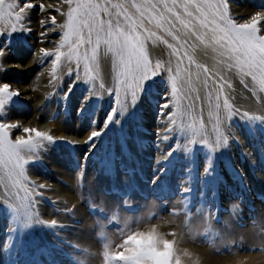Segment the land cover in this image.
<instances>
[{
	"label": "rangeland",
	"instance_id": "1",
	"mask_svg": "<svg viewBox=\"0 0 264 264\" xmlns=\"http://www.w3.org/2000/svg\"><path fill=\"white\" fill-rule=\"evenodd\" d=\"M52 1L58 5L52 14L63 15L57 22L52 16L50 27L59 28L69 15L67 3L76 0ZM141 1L96 0L110 13L101 11V19H114L113 26H125L113 3L142 20L143 29L136 30L144 37L146 83L120 89L123 77L104 45L84 77L83 63L67 56L57 60L58 50L68 51L59 44L22 83L48 67L45 80L55 78L51 91L41 86L48 95L39 110L47 117H37L34 128L25 132L19 120H32L31 104L39 98L24 105L26 117H16L6 104L17 95L4 102L0 92V133L13 143L32 139L18 146L14 170L0 165V264H86V257L93 264H185L181 258L189 260L192 248L197 255L188 264H236L240 255L247 258L241 264H264V90L214 42L217 26L241 30L264 6L246 15L239 14L244 0H210L213 23L206 27L195 6L188 4L192 15L179 6L187 0L175 6L174 0ZM13 3L26 7L23 0ZM138 6L156 11L157 18L142 17ZM43 8L25 9L37 14ZM260 24L258 39L264 38ZM28 32L25 37L32 36ZM57 32L63 37L65 30ZM8 33L0 32V60L2 51L22 41L20 33ZM36 49L16 64H27ZM212 52L228 72L219 70ZM8 77H0V87L12 81ZM31 129L55 138L36 137ZM201 216L202 226L194 225ZM160 226L169 228L161 234L168 238L155 243L158 236L152 235Z\"/></svg>",
	"mask_w": 264,
	"mask_h": 264
},
{
	"label": "snow or ice",
	"instance_id": "2",
	"mask_svg": "<svg viewBox=\"0 0 264 264\" xmlns=\"http://www.w3.org/2000/svg\"><path fill=\"white\" fill-rule=\"evenodd\" d=\"M177 3H179V0H174V6ZM189 3L200 12L203 18L201 22L206 27L213 23L208 18L209 10L214 9V5L210 0H206L204 3H197V0H187L185 4L179 5L184 8L186 14L192 15L188 11ZM112 7L117 9V16H123L125 26H121L119 22L113 26L112 20L101 19V11H104L105 15H110V13L107 8H103L96 0H77L76 7L69 13V20L65 25L66 31L62 33L63 39L59 45V49L66 47L68 51L64 53L58 50L55 55L57 60L61 56H67L70 61L74 59L77 64L83 63L85 75H88L90 62L96 61L99 49L101 45H104L105 52L112 54L116 66L120 69L119 76L123 77L122 80H118L120 89L123 88L125 91H129L134 89L141 79L144 83L147 82L145 74L148 72L149 64L144 49V37L136 30L137 27L143 29V23L142 20L138 22L121 5L113 3ZM138 11L142 17L149 15L150 19L157 18L156 11L151 10V8L146 10L138 6ZM158 19L162 27L163 17ZM261 20H264V16L257 13L251 18L250 22L240 26L241 30L229 25L217 26V35L214 37V42L225 49L235 63L245 70V74L252 75L253 79L261 85V90H264V38L258 39L257 37L258 25ZM144 31L147 30L144 29ZM85 33H87V36H85ZM85 45L88 47L85 48ZM179 81V76L173 78V95L178 91ZM0 92L4 95V102H8L9 94L18 95V93L11 92L9 85L0 87ZM136 102L137 100L133 99V104ZM164 107H169V105L165 104ZM114 115L115 111H111L105 121L111 122ZM28 131L30 129L25 128V132ZM31 131L35 132L36 137L53 139L47 131L35 129H31ZM99 134L94 133L93 137ZM31 143V138L20 139L13 143L9 140L6 132L0 133V165L10 171L14 170L17 164L18 146Z\"/></svg>",
	"mask_w": 264,
	"mask_h": 264
},
{
	"label": "bare ground",
	"instance_id": "3",
	"mask_svg": "<svg viewBox=\"0 0 264 264\" xmlns=\"http://www.w3.org/2000/svg\"><path fill=\"white\" fill-rule=\"evenodd\" d=\"M23 1H24V3L22 5L26 6L25 8H28L29 5L31 6V9H33V8L41 9L43 6H44V8H43V10L41 12L39 11L40 13L35 14L33 12V10H26L25 8L24 9H21V8L16 9L15 8V4L13 3V0H5V1L0 2V18H1L0 20H1V23H3V25L0 26V32L7 33V34H9L8 32H18L22 36V41L18 40V45L17 46L15 44V45H13V47H9L10 51L9 50L2 51L3 55H2L1 60H0V77L10 76V77L7 78V80L11 79L12 81L13 80L14 81L13 82L11 81L10 83H6V85H9V87H11L14 92L18 93V95H17L18 98H14L13 100H10L6 104V107L9 110L8 114L12 115V116H16V117H23V116L26 117L28 112L26 110H24V108H25L24 105L25 104L27 105V102H30V99L39 98V100L37 102L34 101L31 104V106L34 105V107H35V109L33 110V114H32V117H33L32 120L30 122L29 121L26 122L25 120H19L20 122H22L21 125L25 126V127H22V129L27 128V127L34 128L36 126V121H37L36 118L37 117H38V119L39 118L40 119L45 118V116L47 117V115L45 114V110H42V111L39 110V108L43 105L42 103H43L44 97L48 95L47 91L46 90L43 91L41 86L43 84H46L47 88L51 91L52 86H53V81H54L55 78H53L51 76V79L49 81L45 80L46 74H45L44 70L45 69H49V67H48V68H45V69L43 68L42 70L38 71L37 73L35 72L34 77L32 78V80H30V82H28V84L26 86L22 85V83L25 80H28V77L30 76V74H31L30 72L31 71L37 70L38 65L39 64H43V62H45L47 60L48 55L51 54V52L54 50V47L58 46L61 43L63 37H60V36L58 37L59 33L57 32V30L63 31V29H64L66 31L65 25H67L68 20H69V15L66 18V12H65V18L66 19H65V21H63V26L64 27L63 26H59V28L58 27H50L52 16L56 18V22H57L58 18H59V20H61V18H62V17H60V16L63 15V14H61V12H62L61 10H59V15H56V13L52 14V10L54 8H58V5H56L52 0H23ZM76 2H77V0L74 3H71V2L67 3L66 6H67V9H68L69 13H70L71 10H73L76 7ZM133 3H134V0H133ZM141 3H142V1H141ZM243 6H244V8L242 9V12H240L239 14H242L244 11H246V15H247V12L251 13L253 11V9L261 8V6H264V0H244ZM130 7H131V5H130ZM239 10L240 9L234 10V13H232V14L236 15ZM15 11H17V12H15ZM2 12H4V13L2 14ZM261 16H264V13L262 14V12H261ZM27 18H29L30 21ZM112 20L115 23L114 19H112ZM260 26L262 28H264V20H261ZM24 30L27 31V32L29 31L28 34L32 35L30 37L33 38V41H29V40L27 41L26 40L28 38L30 39V37H28V36L25 37ZM85 36H87V33H85ZM26 41L30 44V47L26 46ZM31 42H32V44H31ZM33 45H35L36 48H37L36 49L37 52L34 54L33 58L29 59V62L27 64H20V65L16 64V63H22V61L24 62V60H25L24 58H26V51H28ZM87 47L88 46L85 45V48H87ZM211 48H213V47H211ZM64 49H67V48H63V50ZM212 56L216 60H220V59L216 58L215 52H212ZM7 61H13V63L11 62L10 64H5L4 62H7ZM227 68L224 65V61L221 59L220 60V64H219V70L222 69L223 73H225V72H228ZM6 71H7V74H4V72H6ZM229 73H231V72H229ZM86 76L87 75H85L84 77H86ZM58 79H60V77ZM86 79H88V78H86ZM239 80L240 79H238V81H236V82L238 83ZM15 81H18V82H15ZM56 86H58V83L56 84ZM42 93L43 94L47 93V94L43 96ZM28 94H32V95L29 96ZM17 102H20L19 105L16 104ZM22 104H23V107L19 108ZM2 116H4V114L0 115V119L2 118ZM13 121H15L14 128H16L17 127L16 123L19 124L20 122L17 119H15ZM54 124H58V123L54 122ZM50 126H51V124H50ZM57 127H58V125H57ZM59 127H61V126H59ZM64 127L66 129L67 128L69 129V126L68 127L64 126ZM63 129L64 128H60L59 130H63ZM52 138H55V137H52ZM68 138H71V137H68ZM75 139L76 138L73 137L72 138V140H73L72 142H74ZM68 140L70 141V139H68ZM32 145H34V143ZM49 147H52L50 143H49ZM33 150H34V148H32V151ZM36 151L40 152V150H36ZM40 159H42L41 156H40ZM47 161H50V160H47ZM44 163L46 165V159H44ZM68 199H69V197H68ZM204 220H205V218L203 219L202 216H201V218L199 220H197V221L195 220V222L194 221L193 222H194V225H196V226H202L201 222L204 221ZM171 222H172V220H171ZM168 224H171V223H168ZM153 226H155V225H153ZM151 228H152V224H151ZM157 228L158 229L155 228L156 230L154 231V233L152 235V237L154 235H156V237L158 236L156 239H154L155 243L157 241L159 242L160 239H162V240L164 239L165 240V239L168 238V237L165 238L164 237L165 235L161 236V234L164 233V231L168 230L169 228H167L164 231H163V227H161V226L157 227ZM176 233H178V231ZM179 233H180V230H179ZM150 234H152V232ZM238 234H240V233H238ZM176 237H177V235H176ZM183 237H182V239H183ZM219 237H220V235H219ZM82 240H83V238H82ZM169 240H171V239H169ZM172 240H174V239L172 238ZM183 240H182V242H183ZM177 242H178V240H177ZM163 244H165V243H163ZM161 246H162V244H161ZM183 248H185V247H183ZM143 251H144V249H143ZM197 251H198V249H197ZM138 253L140 254V252H138ZM188 253H190L192 257L197 255V254H195V250H193V248ZM206 254L207 253H205V255ZM140 256H143V255H140ZM161 257H162V255H161ZM180 257H182V256H180ZM183 257H185V256H183ZM192 257H189V258L193 259ZM186 258L187 257L181 258V260L183 261V263L188 264L190 259L187 260ZM242 258L247 259L245 257V255H240V256H238L235 259L236 264H241L242 261H243ZM190 261H192V260H190ZM194 262H196V261H194ZM219 262H216V263L218 264ZM86 264H93V261L90 258L86 257ZM191 264H193V263H191ZM226 264H228V263H226Z\"/></svg>",
	"mask_w": 264,
	"mask_h": 264
}]
</instances>
